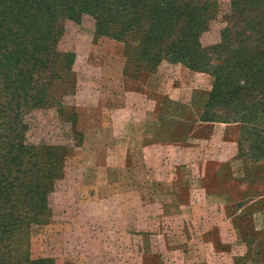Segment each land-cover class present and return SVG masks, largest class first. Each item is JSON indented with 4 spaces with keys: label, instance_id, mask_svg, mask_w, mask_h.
Here are the masks:
<instances>
[{
    "label": "crops",
    "instance_id": "obj_1",
    "mask_svg": "<svg viewBox=\"0 0 264 264\" xmlns=\"http://www.w3.org/2000/svg\"><path fill=\"white\" fill-rule=\"evenodd\" d=\"M81 42L77 61L95 78L77 93L83 140L67 163L80 170L79 199L65 250L77 244L85 264H209V227L224 223L209 220L248 171L240 123L202 117L208 73L183 66L131 78L122 40Z\"/></svg>",
    "mask_w": 264,
    "mask_h": 264
},
{
    "label": "trees",
    "instance_id": "obj_2",
    "mask_svg": "<svg viewBox=\"0 0 264 264\" xmlns=\"http://www.w3.org/2000/svg\"><path fill=\"white\" fill-rule=\"evenodd\" d=\"M220 10L219 0H53L51 3L0 0V51L6 46L5 50L12 59L13 73L12 76L7 75V79L13 78L14 83L21 86L17 91L13 84L5 87L14 96V116L17 117L15 110L21 105L31 109L34 105H46L50 101L61 103L73 92L75 71L72 65L77 54L76 51L61 50L59 42L65 34L67 19L81 22L85 15L91 14L96 19V36L108 35L122 40L126 57L134 48L128 38L130 30L144 37L141 47L152 53L138 58L141 62L138 68L149 65L153 66L149 71H156L166 60L209 71L216 81L202 117L242 123V134L246 131L251 135L256 133L255 145L264 149V0H229L220 40L210 45L208 56L207 52L200 50L202 32L209 29ZM126 16L131 17L132 22L114 30V33L110 32L114 19ZM14 22H18L16 29L11 24ZM19 26L24 27V32L19 33ZM22 37L23 40L19 41ZM2 58L4 54L0 52V86L5 65ZM127 69L126 64V74ZM221 94L226 98L223 114L216 113L214 109L215 97L220 98ZM2 120L0 113V126L4 124ZM5 125V129L8 125V129L16 131V122L10 117H7ZM6 139L7 143L0 138V151L10 145L9 156L2 160L5 167L0 168V192L4 188L9 189L6 180L20 159L17 153L10 154L16 149L17 135ZM31 148L26 146L25 151L33 153ZM36 150L39 157L44 158L34 163L32 177L27 175L21 182L26 207H20L25 212L18 210L13 227L0 226V264H8L7 259H11V264H55L52 258L32 259L28 239L24 245L20 241L19 244L12 242L14 251L2 249L4 241L10 238L11 230L15 235L19 234V224L21 227L26 226L27 220L44 219L42 216L50 209V196L55 191L57 180L64 176L63 167L68 153L64 156L56 146L46 148L47 156L41 149ZM44 159L46 162L41 164ZM21 163L23 165V161Z\"/></svg>",
    "mask_w": 264,
    "mask_h": 264
},
{
    "label": "rangeland",
    "instance_id": "obj_3",
    "mask_svg": "<svg viewBox=\"0 0 264 264\" xmlns=\"http://www.w3.org/2000/svg\"><path fill=\"white\" fill-rule=\"evenodd\" d=\"M41 1L43 3L53 2V0ZM219 2L221 6L219 15L211 22L209 29L202 32L201 36L202 46L200 50L203 53L207 52L208 56L210 45L220 40L221 28L225 25L224 19L229 0H219ZM30 3L32 4L33 2L30 1ZM17 19H21V15ZM131 22L132 18L128 16L117 20L114 19V23H112L114 26L110 28V32L114 33L116 32L114 30L121 29L123 25ZM11 24H13L15 29L18 26V22ZM65 29V34L59 42L61 50L76 51L77 54L81 41L84 43L86 40L97 38V33L95 32L96 19L91 14L85 15L81 22L67 19L65 21ZM18 30L19 33H22L24 32V27L19 26ZM130 32L128 36L129 42L134 48L130 50L131 63L130 55L126 57L127 75L129 77L137 78L143 72L156 71H163L171 76H176L183 66L189 67L183 62L169 63V61L164 60L156 71H149L153 67L149 65L138 68L141 64L138 58L146 57L152 52L141 47L144 37L132 30ZM23 38H19V41L23 40ZM5 49L6 46L2 47L0 51L1 54H4L2 59L5 64L2 67L4 70L2 71L0 86V92L3 94L0 97V113L3 118L2 122H4L0 126V138L7 143V136L11 139L17 135L18 139L14 140V148L16 149H13L10 154L17 153L20 159L15 163L13 173L6 180L9 183V189L4 188L5 190L0 192V226L4 224L13 227L18 210L25 212V210L21 209L26 204V195L23 192L21 182L24 181L27 175L32 177L31 171H34V163L44 158V156L39 157L36 149H41L43 151L42 154L45 156L48 155L46 154L48 146L59 147L61 152H64V156L80 149L83 138L81 131L77 128V93L82 87H87L89 83L93 82L95 77L93 74L87 73L83 67L84 64L77 61L78 59L76 58L72 65L75 71L73 74V92L71 91L70 95L61 102L62 104L50 101L46 105L43 103L34 105L31 109H27L20 104V108L18 107L15 110L17 113V117H15L13 114L14 96L5 87L13 84L15 91H17L21 86L20 84L17 86L13 78L7 79V75L12 76L13 67L11 65L12 59L9 58L8 51ZM200 61H203V58ZM198 64L203 66L201 62ZM207 65L209 67V62ZM193 70L208 73L210 75L209 78L213 81V88L216 81L214 75L209 73V71ZM225 101L226 98H224L223 94L220 95V98L215 97L214 104L216 107L214 109H216V113L223 114L222 108ZM10 102L11 106L8 107ZM9 110L10 112L8 113ZM7 117L16 122L15 132L8 129V125L5 129ZM240 125L239 148L241 151H239V155L248 161V171L236 184L235 182L229 184V189L233 196L232 204L229 207H225L222 211L216 212V217L209 220V226L216 219L218 221L224 220V223L218 228L210 229L209 227V238L211 239L209 244V264H264V149H260L255 145L257 142L256 133L251 135L246 131L243 135V125L242 123ZM26 146H31L33 153L25 151ZM9 147L10 145H6L3 147V151H0V156H3L0 158V168L4 169L5 167L2 160L6 155L9 156ZM21 161H23V165ZM45 162L46 159L41 164ZM64 165V176L57 180L55 191L50 196V209L42 216L44 219L33 220L32 222L27 220L26 226L20 227L19 224L17 226L19 234L15 235V232L11 230L10 238L4 241V248L2 249L14 251L12 242L19 244L20 241L24 245L26 239H28L29 245L27 246L30 247L31 257L34 260L52 258L55 264H85L87 262L79 255L80 249L77 244L71 245L70 249L67 248V250H65V245H63L62 230L68 226L69 222L75 219V207L79 199L77 195V178L80 175L79 168L67 163V159ZM13 202L16 203L15 206L12 205ZM7 261L8 264H11V259H7Z\"/></svg>",
    "mask_w": 264,
    "mask_h": 264
}]
</instances>
